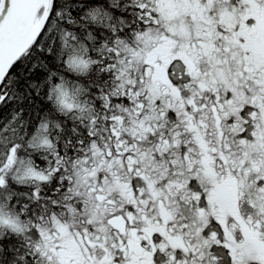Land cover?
Wrapping results in <instances>:
<instances>
[{"label": "snow or ice", "instance_id": "snow-or-ice-1", "mask_svg": "<svg viewBox=\"0 0 264 264\" xmlns=\"http://www.w3.org/2000/svg\"><path fill=\"white\" fill-rule=\"evenodd\" d=\"M0 264H264V0H0Z\"/></svg>", "mask_w": 264, "mask_h": 264}]
</instances>
